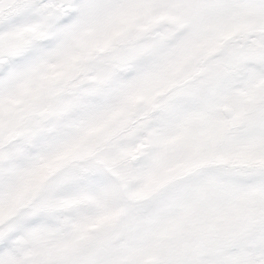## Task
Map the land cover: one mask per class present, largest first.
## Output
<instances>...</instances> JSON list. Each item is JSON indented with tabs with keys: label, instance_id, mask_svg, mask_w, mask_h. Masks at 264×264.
Instances as JSON below:
<instances>
[{
	"label": "snow or ice",
	"instance_id": "1",
	"mask_svg": "<svg viewBox=\"0 0 264 264\" xmlns=\"http://www.w3.org/2000/svg\"><path fill=\"white\" fill-rule=\"evenodd\" d=\"M0 264H264V0H0Z\"/></svg>",
	"mask_w": 264,
	"mask_h": 264
}]
</instances>
